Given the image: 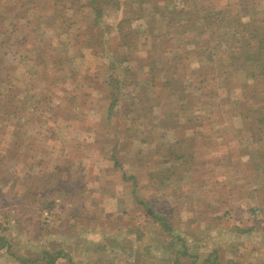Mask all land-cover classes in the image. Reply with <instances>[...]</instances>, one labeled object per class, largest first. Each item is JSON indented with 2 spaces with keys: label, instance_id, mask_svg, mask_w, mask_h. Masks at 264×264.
Returning <instances> with one entry per match:
<instances>
[{
  "label": "rangeland",
  "instance_id": "obj_1",
  "mask_svg": "<svg viewBox=\"0 0 264 264\" xmlns=\"http://www.w3.org/2000/svg\"><path fill=\"white\" fill-rule=\"evenodd\" d=\"M254 29L264 0H0V264H264Z\"/></svg>",
  "mask_w": 264,
  "mask_h": 264
},
{
  "label": "trees",
  "instance_id": "obj_2",
  "mask_svg": "<svg viewBox=\"0 0 264 264\" xmlns=\"http://www.w3.org/2000/svg\"><path fill=\"white\" fill-rule=\"evenodd\" d=\"M218 15H219V13L215 17H219ZM218 20H219V22H221V21L223 22V20H225V19L222 18V17H219ZM249 33H250L251 36L248 38L247 42H249L250 45L255 44V45L259 46L258 49H260L258 51V53L254 54L252 57H248V59H246V66L249 69L248 78H251L253 80V83L251 85V87H253V86H256V85H263L264 84V34H263L262 37H260L261 36V33L258 32V29H254L253 31H251ZM236 35L239 36L240 33L239 32H236ZM228 40H230V38ZM250 45H248V46H250ZM247 86L249 87L248 84H247ZM255 89L256 88H254L253 90H255ZM252 91H249V93H248V91L247 92L244 91L243 92L244 97L247 94L250 95V93ZM116 99L117 98H114L113 100H116ZM259 101H261L262 103L261 102H253V103H251L252 105L249 107V109L254 114L259 115V117H255V120H259L262 123H264V116H263L264 115V99H259ZM254 103H259V104L256 105ZM242 114L244 115V112H242ZM178 120H179V124L178 125L183 126L185 129H191L192 128L190 125L189 126L185 125V123H187V122L181 123V119H178ZM196 127L197 128H200L199 126H196ZM252 129H254L253 126H252ZM242 130H248L247 132H249L250 131V128L247 127V128L242 129ZM260 132L262 134H264V126L261 127ZM252 137H254V136H252ZM192 139L194 140L195 139V136L192 137ZM258 140H264V137L262 135H260V137L258 138ZM184 141L185 140L181 139V140H178L176 143L169 145L168 148H167V150L169 151L168 154L169 155H172V156H175L176 160H179L180 158H184L185 161H186L188 156L191 157L192 156V155H190L191 152L188 153V151H186L185 153H183V155H176V152L177 151L175 149V145H180V147H182ZM263 157H264V153L261 152L260 153V158H258V160L264 161V158ZM261 163H259V165ZM262 172H264V166H263ZM148 212H149V216L151 218H153V217H157L158 218L159 217V216H157L154 213V210L151 209V208H149ZM47 257L50 259L49 263H53L55 261V258H56V257H53V255H51L48 252H46L43 258L45 259Z\"/></svg>",
  "mask_w": 264,
  "mask_h": 264
},
{
  "label": "crops",
  "instance_id": "obj_3",
  "mask_svg": "<svg viewBox=\"0 0 264 264\" xmlns=\"http://www.w3.org/2000/svg\"><path fill=\"white\" fill-rule=\"evenodd\" d=\"M224 145H229V143H226V144H224ZM226 151V153H225V155H228V153H229V150H225ZM220 155V154H219ZM225 155H221L220 157H221V159H223V157L225 156Z\"/></svg>",
  "mask_w": 264,
  "mask_h": 264
}]
</instances>
